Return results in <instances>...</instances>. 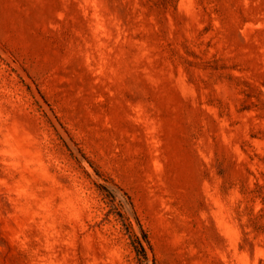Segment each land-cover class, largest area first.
<instances>
[{
    "label": "rangeland",
    "instance_id": "1",
    "mask_svg": "<svg viewBox=\"0 0 264 264\" xmlns=\"http://www.w3.org/2000/svg\"><path fill=\"white\" fill-rule=\"evenodd\" d=\"M0 264H264V0H0Z\"/></svg>",
    "mask_w": 264,
    "mask_h": 264
},
{
    "label": "trees",
    "instance_id": "2",
    "mask_svg": "<svg viewBox=\"0 0 264 264\" xmlns=\"http://www.w3.org/2000/svg\"><path fill=\"white\" fill-rule=\"evenodd\" d=\"M144 238H145V240H146L147 242H149V241H148V237H147L146 235H144ZM142 249H143V252L145 253L144 248H142Z\"/></svg>",
    "mask_w": 264,
    "mask_h": 264
}]
</instances>
